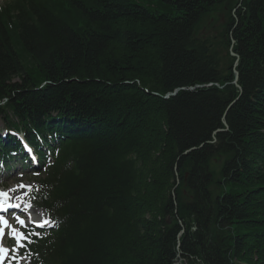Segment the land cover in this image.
<instances>
[{"label": "trees", "instance_id": "trees-1", "mask_svg": "<svg viewBox=\"0 0 264 264\" xmlns=\"http://www.w3.org/2000/svg\"><path fill=\"white\" fill-rule=\"evenodd\" d=\"M154 1L0 6V158L35 147L52 223L29 264H264V0L225 52L195 29L226 0Z\"/></svg>", "mask_w": 264, "mask_h": 264}, {"label": "rangeland", "instance_id": "rangeland-1", "mask_svg": "<svg viewBox=\"0 0 264 264\" xmlns=\"http://www.w3.org/2000/svg\"><path fill=\"white\" fill-rule=\"evenodd\" d=\"M6 0H0V5H2ZM137 2H140L141 4L146 5L148 8L153 9L156 7V3L154 0H135ZM236 3V0H226L223 4H219L215 6L212 10H210L207 14H205L200 22L198 23L195 31L196 34L202 37H207L211 42L214 44L215 48H221V52H225L224 48L227 47L226 39L222 37L224 34L223 31V25L225 22L229 19L231 15H234L236 8L234 7V4ZM228 48V47H227ZM221 57L226 58V55L223 53ZM15 80H18L17 77ZM4 127L3 119L0 117V128ZM25 164V163H24ZM20 161L17 159L15 167L10 170H0V191H2L1 187H6L5 191H12L14 190V193L19 196H25V199L22 204L24 206L31 205L32 207H29L30 214H34L37 219L32 221L31 223H25V226H21L23 230L30 229L32 226H36L40 223H44V221H40L41 219L38 209L36 205L29 200V190L32 186V184L36 183L38 176L36 175V172L30 168H21ZM215 169H217L219 166L214 165ZM17 188V189H16ZM4 191V192H5ZM44 219H47V216L45 214ZM47 225V224H45ZM44 225V226H45ZM250 229L247 227H239V229L235 230L237 233H243L248 232ZM10 237L8 234L7 239ZM19 244V246H18ZM21 245H26L22 240L20 241H14L13 245L11 247V253L10 256L7 258L5 263L7 264H28L29 259L26 257H21L16 262H12L14 258L17 257L20 250H23L21 248ZM4 263V264H5ZM184 264V263H179Z\"/></svg>", "mask_w": 264, "mask_h": 264}, {"label": "snow or ice", "instance_id": "snow-or-ice-1", "mask_svg": "<svg viewBox=\"0 0 264 264\" xmlns=\"http://www.w3.org/2000/svg\"><path fill=\"white\" fill-rule=\"evenodd\" d=\"M0 198H3V199H0V209H3L6 211L8 207H11V205L8 204V193L4 192V191H0ZM18 206L19 205H16V207H18ZM29 207L31 208L32 206L29 205ZM16 220L21 226H25V219L24 218L17 216ZM46 223H47V221H45L44 223L38 224V226L44 227V225ZM0 225H3L4 227H8L9 222L4 217H0ZM12 234L17 241L24 239L23 233L19 232L15 228L12 229ZM3 236H4V228H0V238H2ZM8 251H9L8 249L0 247V261H3V259H5Z\"/></svg>", "mask_w": 264, "mask_h": 264}, {"label": "bare ground", "instance_id": "bare-ground-1", "mask_svg": "<svg viewBox=\"0 0 264 264\" xmlns=\"http://www.w3.org/2000/svg\"><path fill=\"white\" fill-rule=\"evenodd\" d=\"M35 154V153H34ZM37 156H39V155H37ZM21 166V165H20ZM38 211V213H39V215H40V217H41V219H39L40 221L41 220H43L44 218H42V217H44L45 216V213L42 211V210H40V209H38L37 210ZM21 213L24 215V216H26V218H27V222H29V221H31V219H33V218H31V216L29 215V212H28V210H27V208H22L21 209ZM36 217V216H35ZM36 219H37V217H36ZM35 219V220H36Z\"/></svg>", "mask_w": 264, "mask_h": 264}, {"label": "water", "instance_id": "water-1", "mask_svg": "<svg viewBox=\"0 0 264 264\" xmlns=\"http://www.w3.org/2000/svg\"><path fill=\"white\" fill-rule=\"evenodd\" d=\"M237 80V72L235 71V81ZM173 264H179V260L176 259Z\"/></svg>", "mask_w": 264, "mask_h": 264}]
</instances>
